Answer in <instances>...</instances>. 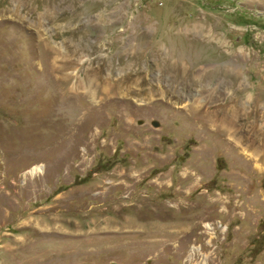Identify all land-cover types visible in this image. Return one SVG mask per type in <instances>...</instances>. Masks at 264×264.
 I'll use <instances>...</instances> for the list:
<instances>
[{"label": "rangeland", "instance_id": "374dc122", "mask_svg": "<svg viewBox=\"0 0 264 264\" xmlns=\"http://www.w3.org/2000/svg\"><path fill=\"white\" fill-rule=\"evenodd\" d=\"M0 264H264V0H0Z\"/></svg>", "mask_w": 264, "mask_h": 264}, {"label": "bare ground", "instance_id": "6f19581e", "mask_svg": "<svg viewBox=\"0 0 264 264\" xmlns=\"http://www.w3.org/2000/svg\"><path fill=\"white\" fill-rule=\"evenodd\" d=\"M227 71V70H226ZM226 71H225V73H226ZM32 106L34 105V102H33V104H31ZM28 107H30V106H28ZM31 174H33L34 172L36 173L37 172V170L34 168V169H32L31 171ZM3 193V192H2ZM12 194V193H11ZM6 201H8V200H6Z\"/></svg>", "mask_w": 264, "mask_h": 264}]
</instances>
